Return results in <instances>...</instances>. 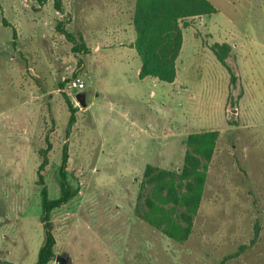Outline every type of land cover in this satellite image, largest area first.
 <instances>
[{"label": "rangeland", "instance_id": "obj_1", "mask_svg": "<svg viewBox=\"0 0 264 264\" xmlns=\"http://www.w3.org/2000/svg\"><path fill=\"white\" fill-rule=\"evenodd\" d=\"M209 1L216 13L180 23L167 83L138 77L135 0H61L60 11L54 0H0V264H36L47 228L49 264H264V0ZM214 43L232 47L236 87ZM76 77L85 108L69 89ZM203 131L219 135L178 243L138 216L140 185L147 165L179 171L186 137ZM64 148L72 197L47 226L41 190L61 196Z\"/></svg>", "mask_w": 264, "mask_h": 264}, {"label": "trees", "instance_id": "obj_2", "mask_svg": "<svg viewBox=\"0 0 264 264\" xmlns=\"http://www.w3.org/2000/svg\"><path fill=\"white\" fill-rule=\"evenodd\" d=\"M54 7L60 11L61 0H54ZM216 12L209 0H135L132 25L136 37L132 47L140 58L139 79L154 77L162 82H174L177 75L176 61L183 43L182 29L189 26L186 22L180 23ZM67 37L74 41L71 35L67 34ZM209 49L227 70L231 87H236L238 76L227 61L232 47L228 43H214ZM82 50H86L83 42L73 47L75 52ZM67 104L71 114L69 124L72 125L75 122V109L69 101ZM218 135V131L190 133L186 137V150L179 171L151 165L145 168L138 195V200L144 199L145 211L142 214L139 212L138 216L175 242H183L191 234L202 199L207 165L213 157ZM67 161L68 154L64 148L60 166L61 196L52 200L48 198L45 187L41 190L43 218L47 226L50 212L66 204L72 197L65 175ZM42 168L43 165L39 169L41 182ZM259 231L256 227L252 243L257 241ZM54 243V236L47 228L36 264H49L52 261Z\"/></svg>", "mask_w": 264, "mask_h": 264}, {"label": "built area", "instance_id": "obj_3", "mask_svg": "<svg viewBox=\"0 0 264 264\" xmlns=\"http://www.w3.org/2000/svg\"><path fill=\"white\" fill-rule=\"evenodd\" d=\"M69 89H73V92L75 94L80 93V92H83V90H84V83H83V81L79 77H76V78H74L70 82Z\"/></svg>", "mask_w": 264, "mask_h": 264}, {"label": "water", "instance_id": "obj_4", "mask_svg": "<svg viewBox=\"0 0 264 264\" xmlns=\"http://www.w3.org/2000/svg\"><path fill=\"white\" fill-rule=\"evenodd\" d=\"M75 99L80 104L81 107L85 108L87 106V95L84 92L77 93Z\"/></svg>", "mask_w": 264, "mask_h": 264}, {"label": "crops", "instance_id": "obj_5", "mask_svg": "<svg viewBox=\"0 0 264 264\" xmlns=\"http://www.w3.org/2000/svg\"><path fill=\"white\" fill-rule=\"evenodd\" d=\"M198 17H195V18H192V19H190V20H194V19H197ZM132 24V23H131ZM133 26V25H132ZM133 30H134V28H133ZM182 35H183V29H182ZM134 39H135V37H134ZM131 44V43H130ZM182 45H183V43H182ZM132 47V46H131ZM179 56H180V54H179ZM179 56H178V58H179ZM178 58H177V60H178ZM177 62V61H176ZM176 77H177V75H176ZM176 79V78H175Z\"/></svg>", "mask_w": 264, "mask_h": 264}]
</instances>
